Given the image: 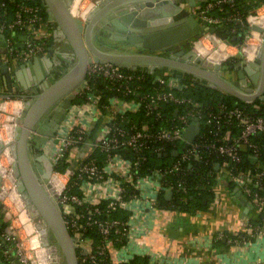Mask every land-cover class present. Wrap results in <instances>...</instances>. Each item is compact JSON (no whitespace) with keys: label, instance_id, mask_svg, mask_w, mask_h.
Here are the masks:
<instances>
[{"label":"built area","instance_id":"1","mask_svg":"<svg viewBox=\"0 0 264 264\" xmlns=\"http://www.w3.org/2000/svg\"><path fill=\"white\" fill-rule=\"evenodd\" d=\"M225 1H199L192 5L191 13L199 23L218 27L229 17L240 20L237 13L223 16L209 12L216 6L221 9ZM11 14L6 19V10H0V34L5 40L1 61H25L45 53L48 48L47 35L43 33L37 37L45 22L40 4L18 0ZM243 21L246 30L242 41L226 43L215 33L203 31L192 36L189 44L183 48L181 58L214 69L234 55L231 50H236L241 57V64L250 63L258 68L264 40V2L249 10ZM19 32L23 33L21 39L18 38ZM165 51L174 53L169 49ZM219 70L222 74V69ZM181 79L170 68L164 70L153 67L144 71L109 61L88 60L85 76L75 92L82 101L75 105L77 109L87 106L91 117L96 114L99 116L100 108H104V118H107L104 134L91 143L93 151L74 166H70L65 156L70 147L86 140L88 133L81 124L70 126L65 133H58L56 139L49 143L54 156L50 158L54 164L51 178L55 176L61 179V186L56 191L57 199L62 205L65 225L78 252V264H130L128 261L131 258L113 261L108 251L113 245L111 232L127 240L129 217L126 220L113 218L109 212L122 208L127 200L137 199L142 180L155 183L159 192L162 191L159 189L171 191L173 187L187 191V180L183 176L191 172L197 162H215L216 173H225L234 180L247 200L258 212H262L263 219L259 226H264V116L256 112L258 105L253 104L249 108L246 104L228 105L220 102L214 110L204 108L199 102L174 93L175 89L183 88ZM99 81L102 86L96 89L94 86ZM258 97L263 98L264 95ZM31 98V92H20L16 96L0 91V114H4L6 119L0 126V250L1 241L9 243L10 247L3 252L6 254L9 249L14 251L20 264H36L42 246L40 242L34 241L36 229L29 228L30 219L35 221V216L30 215L28 222L25 208L29 207L24 193L15 189L17 177L11 178L14 162L11 152L12 125L22 116L25 100ZM168 101L172 105L180 104L181 110L175 108L171 115L162 118L163 104ZM138 111L142 112L141 119L129 117L128 114ZM195 118L198 119L199 130L185 146L184 130ZM177 142H183L184 146L174 160L150 168L145 175L139 174L146 152H160L166 144ZM121 149L129 150L131 156L122 153ZM95 150L103 153L105 163L99 164L94 155ZM245 161L250 165L243 166ZM107 162H115L121 168L119 179L106 166ZM62 164H65L64 169H58L57 166ZM171 173L179 174L175 182L167 179ZM111 185L115 186L107 190L106 187ZM73 186H77L79 192L71 191ZM93 191L98 192L97 198L92 194ZM148 199L157 201L155 196ZM2 222H6L5 225ZM92 226L101 235L98 242L93 236L84 235ZM22 231L27 239L22 237Z\"/></svg>","mask_w":264,"mask_h":264},{"label":"water","instance_id":"2","mask_svg":"<svg viewBox=\"0 0 264 264\" xmlns=\"http://www.w3.org/2000/svg\"><path fill=\"white\" fill-rule=\"evenodd\" d=\"M73 1L43 0L48 19L57 23V33L66 38L71 55L70 59L60 57L58 62L52 63L49 50L33 56L22 65H33L35 68L39 64L44 66L40 72L36 71V76H32L31 88L21 81V90L25 93L31 92L32 98L24 102L22 116L17 119L20 124L15 125L11 144L13 170L20 190L24 193L28 207L35 210L42 219V235L46 232V227L53 234L65 264H78L77 254L61 214L62 205L51 196L52 194L57 198V192L49 186L54 164L43 150V145L50 142L64 119L71 100L76 96L75 89L79 88L85 76L89 58L144 71L153 67H167L173 74L182 78L204 83L242 100L250 101L264 95V40L260 50L259 67L238 62L236 67L239 77L236 79L223 76L219 70L220 65L209 69L198 63L183 60L182 48L163 55L142 50H109L97 46L93 41L94 31L106 30L111 32L110 38L128 40L138 49L166 50L174 43L209 31L229 43L227 31L215 25L199 23L189 10L180 6L179 3L183 0H103L86 13L83 19L72 14L70 5ZM185 1L191 6L196 3L195 0ZM169 3L175 6L173 12L162 9ZM234 38L235 36L231 37ZM68 61L71 65L60 72V67L65 66L64 62ZM0 71L4 74L7 85L11 87L14 71L8 70L5 63H0ZM249 82L255 83L256 86H248ZM198 130L199 122L195 118L184 130L185 146L193 140ZM168 154L176 155L177 150L163 153L164 156ZM43 241L49 244L47 238ZM51 246L54 248V245ZM16 262L18 263V260Z\"/></svg>","mask_w":264,"mask_h":264},{"label":"crops","instance_id":"3","mask_svg":"<svg viewBox=\"0 0 264 264\" xmlns=\"http://www.w3.org/2000/svg\"><path fill=\"white\" fill-rule=\"evenodd\" d=\"M195 2L199 1L195 0ZM179 4L192 12V8L187 6V1L183 0ZM56 25L57 23L48 19L47 16V22L45 21L40 27V33L44 32L47 35L49 45L46 52L51 51L52 63L58 62L60 57L70 59L69 56L71 55L68 51L71 48L64 35L57 33ZM21 37H23V33L19 32L18 38L21 39ZM112 40L109 39V41ZM4 42V36L0 34V58L5 49ZM112 42L115 44V41ZM124 42L131 45L127 41H120L116 45L124 44ZM188 44L189 41H186L185 46L181 48H185ZM130 47L124 51H136L138 49L134 46ZM231 52L234 54L232 57L239 56L236 50H231ZM238 59L241 58L238 57ZM29 60H11L5 63L7 69L13 70L14 74L11 87H9L4 74L0 71V91L2 94L17 96L24 91L21 90L22 83L32 87V76H36V71L40 72L44 65L39 64L36 68L33 65L30 67L22 66ZM69 61L64 62L68 67L71 65ZM238 62L240 60L236 62L235 66ZM0 63L4 62L0 59ZM249 85L256 86L253 82H249ZM80 101L82 98L79 101H72L67 113L74 114L78 120L83 119L84 122L86 120L92 124L93 121L90 118L92 114L86 110L87 106L86 108H76L75 104ZM99 111L100 115L95 127L106 114L104 108H100ZM97 117L98 114L95 115V118ZM86 132L89 135L93 131L87 130ZM55 135L58 136L57 131ZM54 137L53 140L56 139ZM81 160L77 159V162ZM101 162H104V155H102ZM75 164L71 161L70 166ZM106 166H109L113 170V174L119 179L118 173L121 168L118 164L107 162ZM216 180L217 183L213 188L214 197L204 209L193 211L159 207L157 201L148 199V197H158L157 185L142 180L139 197L134 200H127L122 207L129 212V234L126 243L122 246L109 247L111 259L116 262L139 255L146 256L148 261L154 264H264V226H259L257 208L247 200L240 187L228 175L217 172ZM113 186L115 185L108 186L106 189H113ZM159 190L163 191L162 194L165 198H169L172 194L167 193L170 191L167 189ZM98 192L93 191L92 194L97 198ZM238 233L242 235H237ZM1 244L2 250L10 247L9 243L5 244L1 241Z\"/></svg>","mask_w":264,"mask_h":264},{"label":"trees","instance_id":"4","mask_svg":"<svg viewBox=\"0 0 264 264\" xmlns=\"http://www.w3.org/2000/svg\"><path fill=\"white\" fill-rule=\"evenodd\" d=\"M18 0H0V10L5 11L6 10V19L11 17V11L14 9L15 2ZM29 1H36L41 6V15L43 16V20L47 22V12L46 7L43 3V0H29ZM264 2V0H226L222 3L221 9H219L218 6L213 7L209 10L212 14H221L223 16H228L232 14H239L240 20H237L236 18L229 17L225 19L223 24L220 26L225 31L228 32V38L230 43H237L243 40L246 26L245 22L243 21L245 14L252 10L256 5H259L260 3ZM242 19V21H241ZM233 29V30H232ZM232 36H235L234 39H231ZM49 45V42H47V46ZM238 58L236 57H229L225 60L224 64L225 66H235ZM181 81L184 83L183 88L181 89H175L174 93L177 95H181L184 97L191 98L193 101H197L204 108L209 109H216L217 104L222 102L228 105L231 104H246L251 108L253 104H257L258 108L256 110L257 113L262 114L264 116V97H256L251 102H246L244 100H241L235 96H232L230 94L224 93L223 91L212 88L204 83H199L193 80L182 78ZM102 86L101 82H96L95 88L100 89ZM264 93V92H263ZM111 93L109 92L108 95ZM81 97L75 96V98L72 100L73 102L79 101ZM105 99L104 97L102 98ZM177 108L179 111L181 110V105H172L169 101L164 102L163 104V113L162 118H165V116L171 115L174 111V109ZM253 110V109H252ZM129 117L133 118L134 120H139L142 118V112H133L128 114ZM150 120V119H149ZM183 142H177L174 144H166L160 152H146V159L142 162L139 168V174L145 175L150 168L161 166L166 162H170L174 160L177 157L176 155H170L164 156L163 153L165 152H172L174 150H177V153L179 150L184 146ZM122 153L125 155L131 156V152L129 150L121 149ZM248 152V151H247ZM158 153L161 155L159 156ZM94 155L97 157L99 164H101V158L103 153L100 151H95ZM264 163V160H263ZM250 165L247 161L243 163V166ZM65 164L57 166L58 169L62 170L64 169ZM216 165L215 162L212 163H200L197 162L194 165L193 170L190 172L184 174L183 177H186L188 188L187 191H181L177 190L176 188H172L171 196L169 198H165L162 194L163 191H160L157 197V205L159 207H171L174 209H180V210H188L193 211L197 209H204L208 202L214 197V186L217 183L216 180ZM179 174L171 173L168 175L167 179L171 180L172 182H175L178 178ZM264 180V177H263ZM71 191L79 192V188L77 186H73L71 188ZM110 217H118L123 220L128 219L129 212L122 208H115L109 212ZM263 214L262 212H259V223L262 222ZM6 222H2V225H5ZM85 236H93L95 242L99 241L100 233L98 232L97 228L95 226L89 227L87 231L84 234ZM238 235H242L238 233ZM112 238V243L114 246L118 247L122 243L126 241V237L119 236L118 234H114L111 232L110 234ZM78 255V252H76ZM130 264H154L150 263L148 261V258L146 256H133L129 261ZM120 264H126L125 262H121Z\"/></svg>","mask_w":264,"mask_h":264},{"label":"rangeland","instance_id":"5","mask_svg":"<svg viewBox=\"0 0 264 264\" xmlns=\"http://www.w3.org/2000/svg\"><path fill=\"white\" fill-rule=\"evenodd\" d=\"M77 1L79 3V8H80L79 11H80V13H77V14H73L72 13V14L75 17H78V18H82L83 19V16L86 13H88L90 10H92L95 6H97L103 0H77ZM187 6L190 9L192 8L191 5H188L187 4ZM70 7H72V4L70 5ZM43 33H40L39 32L37 34V37H41L43 35ZM110 33L111 32H108L106 30L94 31L93 32V41H94V43L97 46L101 47V48L109 49V50H116V51H124L126 49L131 48L130 46H132V45H128L125 42H124V44L119 43V45H116L120 41H127L128 42V40H115L113 38H110ZM109 39H113L112 41H115V44H112L113 42L112 41H109ZM191 39H192V37L187 38V39H185L183 41L174 43V44H172L169 47V50H172V51H175L176 50L177 51L181 47L185 46L184 44L186 43V41H189L190 42ZM128 43H130V42H128ZM133 50H135V49H133ZM138 50H142V49H137L136 51H131V52H137ZM142 51L143 52L160 53V54H163V55H167L168 54V52L165 51V50H148V49L145 50V49H143ZM183 54H184V51L181 54V57L183 56ZM238 57H240V56H238ZM238 57H236V58H238ZM237 60H240L241 61V59H237ZM67 68H68V65L66 64L65 66L62 67V69H61L60 72L65 71ZM220 68L223 70V76H225L226 78L236 79V78L239 77L238 68L236 66L227 67L223 63V64L220 65ZM166 69H167V67H164V70H166ZM90 118H92V121H93L92 124H91V122L86 121L85 118H84V120H85V122H84L83 119L82 120H78L77 117L74 114L66 113L64 119L61 121V123H60V125L58 127V130H57L58 133H62V132L65 133L67 130H69L71 128L70 126H72V125H79V124H81L86 131L87 130H92L93 131L92 134H89L87 136L86 140L83 143L77 144V145H74V146L70 147V151L65 156L66 159L70 163H71V161H73L74 163H76L77 162V159H84V158H86L87 155H89V153L91 151H93L91 143L94 140L98 139L101 135L104 134L103 128L107 124V118H104V119L100 120L98 122V126H96V127H95V124L97 123V121L99 119V116L97 118L90 116ZM4 120H6L5 119V115L4 114H0V126H1V124H2V122ZM11 122H13V121H11ZM19 124H20L19 122H15V125H19ZM54 136H55V134L53 135V137ZM53 137H52V139H50V142L54 141L53 140ZM50 142H48V144L43 145V150L49 155V157L51 159H53L54 158V156H53V150L49 147V143ZM49 186L51 187V182H50V185ZM51 189L53 190V187ZM51 196H52V198H53L54 201L58 200L52 194H51ZM65 207H66V205H64V209H65ZM61 214H62V211H61ZM34 216H35V218H34L35 222L38 221L37 223L44 229V225H43L42 219L40 218L39 214L35 213ZM21 235H22L23 238H25V233L23 231L21 232ZM42 236H43V238H47L48 241H49V238L52 240V242L55 241V238H54L53 234L50 232V230H48L47 227H46V232ZM25 239H27V238H25ZM28 243H29V241H28ZM112 246H114V245H112ZM114 247H116V246H114ZM55 254H56L57 258H58V262L56 261L53 264H65V260H64V258L62 256V253L60 251L59 246H58V250H57V252H55ZM42 256H44V255H42ZM42 256H40V257H42ZM33 257L36 258L34 255H33ZM36 264H39V260L38 259H36ZM41 264H48V263L42 261Z\"/></svg>","mask_w":264,"mask_h":264},{"label":"bare ground","instance_id":"6","mask_svg":"<svg viewBox=\"0 0 264 264\" xmlns=\"http://www.w3.org/2000/svg\"><path fill=\"white\" fill-rule=\"evenodd\" d=\"M79 9L80 8H79L78 1L77 0H74L73 1V4H72V7H71L72 13L73 14L80 13ZM162 9L165 10V11H172L173 12L175 10V6L169 3V4L165 5ZM12 128H13V132H14L15 131L14 129L16 128V126L13 124ZM14 176H15V173H14V170H13V172L11 173V178L14 179ZM51 186L53 187V189L55 191H58V189L61 186V179L53 176L51 178ZM15 189H16V191H19L20 190V186L17 184V186L15 187ZM34 213H35V210H33L31 208H27V209L25 208V215H26V219L28 220V222H29V219L28 218H30V215H33ZM29 228L30 229H36V234L34 236V241L36 243H39L40 242V244L42 245L39 248V252H41L40 256H42V255H44V256L40 257V259H39L40 264L42 263V261H44V262H46L48 264H52V263L56 262L57 260H56V254H55L54 248L50 247L51 250H52V253L55 254L53 256L52 253L50 252V249L47 247L49 245L46 244V243H44V241H43L44 238L41 235L42 232H43L42 227L37 222L32 221L30 219Z\"/></svg>","mask_w":264,"mask_h":264},{"label":"flooded vegetation","instance_id":"7","mask_svg":"<svg viewBox=\"0 0 264 264\" xmlns=\"http://www.w3.org/2000/svg\"><path fill=\"white\" fill-rule=\"evenodd\" d=\"M60 68H62V67H60ZM59 100H60V98H59ZM72 100H71V102H72ZM5 244H6V242H5ZM48 245L49 246H47V247L50 249L51 253H52V250L50 248V247H52L51 245H54V250H55V252H57L58 245H57L56 241L52 242V240L49 238V244ZM52 255H54V254L52 253ZM0 260L2 261V264H20L19 262L18 263L16 262L18 260V258L16 256L15 252L12 251L11 249H9L6 252V254L3 252V250H0ZM56 260L58 262L57 256H56Z\"/></svg>","mask_w":264,"mask_h":264}]
</instances>
